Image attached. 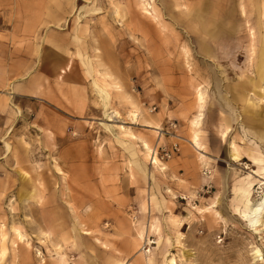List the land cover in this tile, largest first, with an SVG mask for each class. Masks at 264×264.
I'll return each mask as SVG.
<instances>
[{"label": "rangeland", "instance_id": "rangeland-1", "mask_svg": "<svg viewBox=\"0 0 264 264\" xmlns=\"http://www.w3.org/2000/svg\"><path fill=\"white\" fill-rule=\"evenodd\" d=\"M33 12L0 82V264H264V0Z\"/></svg>", "mask_w": 264, "mask_h": 264}, {"label": "crops", "instance_id": "crops-1", "mask_svg": "<svg viewBox=\"0 0 264 264\" xmlns=\"http://www.w3.org/2000/svg\"><path fill=\"white\" fill-rule=\"evenodd\" d=\"M70 3L71 0H0V27H7L9 32L7 33L5 28L0 31V74H3L0 76V82L5 73L21 75L22 72H30L31 64L24 67L21 64L23 41L21 26H36L38 24L37 15H35L33 10L42 8L59 12L58 16L51 15V20L46 24L60 25V21H64L69 13L67 11ZM29 41L31 42H29L30 46L32 44L33 49L38 51L37 39H30ZM98 49V46L95 45V50L98 51ZM11 59L13 61H10ZM20 80L21 76L12 77L8 79L9 85H13V88H16ZM30 254L28 260H23L21 255L16 253L13 258L19 259L18 264H32L33 261L30 258Z\"/></svg>", "mask_w": 264, "mask_h": 264}, {"label": "bare ground", "instance_id": "bare-ground-1", "mask_svg": "<svg viewBox=\"0 0 264 264\" xmlns=\"http://www.w3.org/2000/svg\"><path fill=\"white\" fill-rule=\"evenodd\" d=\"M190 69V68H189ZM201 91V90H200ZM201 94H202V92H201ZM200 101V100H199ZM202 106V105H201ZM118 113V112H117ZM134 113V112H133ZM135 114V113H134ZM136 115H134V117H135ZM133 118V117H132ZM194 121V120H193ZM196 122V121H195ZM251 122V121H250ZM195 124V123H194ZM194 133H193V136H192V140H193V143L196 145V146H200V143L198 142V139H199V137H198V133L196 132V131H193ZM191 135V134H190ZM145 146H146V148L147 149H149L148 148V146L145 144ZM233 151H234V153L237 151V149L233 146ZM237 157V156H236ZM154 159V162H157V159H156V157H154L153 158ZM66 176V175H65ZM250 184V183H249ZM249 194V193H248ZM244 201V200H243ZM261 206H262V204H259L256 208L255 207H252L251 206V204H250V202H249V200L246 198V207H245V209H243V214H244V216L245 217H249V215H253V218H251V219H249L250 220V222H251V224L252 225H254V224H256L259 220L257 219V215L259 214V211L261 210ZM256 217V218H255ZM250 218V217H249ZM255 218V219H254ZM16 233H17V236L18 237H21V235L16 231ZM21 239V238H20Z\"/></svg>", "mask_w": 264, "mask_h": 264}]
</instances>
